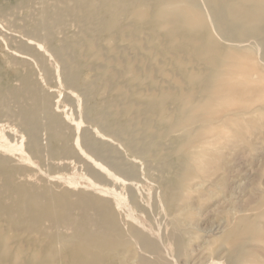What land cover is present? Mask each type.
I'll return each mask as SVG.
<instances>
[{
    "label": "bare ground",
    "instance_id": "6f19581e",
    "mask_svg": "<svg viewBox=\"0 0 264 264\" xmlns=\"http://www.w3.org/2000/svg\"><path fill=\"white\" fill-rule=\"evenodd\" d=\"M0 15L18 81L0 83V264H116L129 246L174 264L166 175L185 159L170 152L196 105L211 122L218 99L256 98L264 0H14Z\"/></svg>",
    "mask_w": 264,
    "mask_h": 264
},
{
    "label": "rangeland",
    "instance_id": "374dc122",
    "mask_svg": "<svg viewBox=\"0 0 264 264\" xmlns=\"http://www.w3.org/2000/svg\"><path fill=\"white\" fill-rule=\"evenodd\" d=\"M11 1L0 0V8ZM0 19L4 32L7 22L1 15ZM4 41L0 35V83L15 85L16 69L8 64ZM259 87L246 110L239 103L218 99L211 107L218 115L211 122L204 119L208 108L199 105L183 116L192 132L178 137L181 142L169 158L182 157L185 163L180 173L173 169L165 174L172 210L164 218L177 222L181 239L174 264H264V83ZM172 129L166 133L176 134ZM150 171L152 179L163 178L154 167ZM249 226H254L250 238L226 239L228 231L240 234ZM235 242L240 246L237 255L232 254ZM134 251L129 246L116 264H136L139 253Z\"/></svg>",
    "mask_w": 264,
    "mask_h": 264
}]
</instances>
